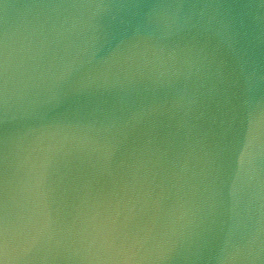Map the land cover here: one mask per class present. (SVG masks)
<instances>
[{
    "label": "water",
    "instance_id": "water-1",
    "mask_svg": "<svg viewBox=\"0 0 264 264\" xmlns=\"http://www.w3.org/2000/svg\"><path fill=\"white\" fill-rule=\"evenodd\" d=\"M10 264H264V0H0Z\"/></svg>",
    "mask_w": 264,
    "mask_h": 264
},
{
    "label": "snow or ice",
    "instance_id": "snow-or-ice-1",
    "mask_svg": "<svg viewBox=\"0 0 264 264\" xmlns=\"http://www.w3.org/2000/svg\"><path fill=\"white\" fill-rule=\"evenodd\" d=\"M6 61L3 52L0 51V103L3 102V95L6 88V80L4 73ZM5 181L3 172H0V264H10L9 261V236H8V222L6 201L4 199Z\"/></svg>",
    "mask_w": 264,
    "mask_h": 264
}]
</instances>
